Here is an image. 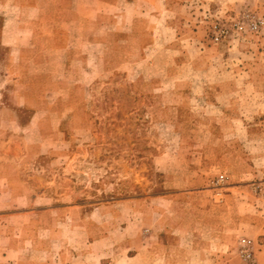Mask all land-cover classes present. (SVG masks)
<instances>
[{
	"label": "rangeland",
	"instance_id": "rangeland-1",
	"mask_svg": "<svg viewBox=\"0 0 264 264\" xmlns=\"http://www.w3.org/2000/svg\"><path fill=\"white\" fill-rule=\"evenodd\" d=\"M10 4L0 27L16 19ZM190 10L199 41L179 44L177 65L163 43L150 66L118 42L64 76L41 43L22 61L0 43V149L12 137L21 169L8 173L34 183L1 188L0 211L33 212L0 220V264H264V235L248 232L249 216L264 222V0ZM24 230L34 243L18 245Z\"/></svg>",
	"mask_w": 264,
	"mask_h": 264
},
{
	"label": "crops",
	"instance_id": "crops-1",
	"mask_svg": "<svg viewBox=\"0 0 264 264\" xmlns=\"http://www.w3.org/2000/svg\"><path fill=\"white\" fill-rule=\"evenodd\" d=\"M191 3L192 0H11L12 9L18 13L15 20L3 19L0 27V43L7 46L10 60L13 57L21 61L36 57V47L38 43H41L42 48L39 51L55 54L60 59V75L64 76L74 73L75 63L84 67L86 57L88 59L97 58L92 54V51H97L98 46L109 53L116 51L113 43L118 42L124 43V45L125 43L129 44L130 41L134 42L136 53L133 56L136 63L147 62L150 66L155 64L157 54L159 55L158 51L161 47L156 48L157 44L163 43L164 51L172 55L169 60L174 61V64L177 65L180 62L183 63V57L188 55V51H184L185 54L182 53V45L179 44L199 41L197 37H194L192 23L188 24L191 20ZM9 27L16 34H8L6 29ZM118 36H120L119 39ZM116 49L118 50V46ZM84 53H88V55ZM202 53L203 51H200L193 56L192 59H195L192 61L193 68H195L194 65H197V60L203 61L205 58ZM196 67L194 72L202 70L200 65ZM85 70L83 69V73ZM218 90L222 91L221 88ZM33 118L29 124L33 122ZM11 138L1 144L0 192L5 189L9 192V183L19 187L20 184L17 181L28 188H34V183L27 180H16L13 174L8 173V170L12 168L13 171H17V175L21 169V166L12 157L16 142ZM22 140L23 138L18 141V145ZM194 183L195 179L186 178L183 189L187 193L192 192L185 187H196V183ZM173 187L177 188L178 186ZM42 194L44 193L42 192ZM23 195L24 200L30 204L37 197L43 198L41 195H34L33 192H28V194L24 192L18 197L22 198ZM28 210L0 211V220L4 217H29L33 210ZM44 210L46 209H42L40 212L43 214ZM56 210L59 211V209ZM252 210H254L252 213L260 214L255 208ZM155 214L160 219V213L158 214L156 211ZM249 220L248 232L250 235L253 237L264 235V222L255 216H249ZM178 227H183V225L179 224ZM10 231L9 229L5 235L10 236L9 234H12ZM23 235L18 239V245L24 243L26 239L30 243L35 242V234L24 230ZM9 240L10 238H8V244L11 242L9 248L13 250L15 240ZM260 248L264 253V239ZM5 251L9 252L8 249ZM33 252L38 253V250H33ZM37 258L39 259V256ZM28 264L50 263L48 260L41 262L34 260Z\"/></svg>",
	"mask_w": 264,
	"mask_h": 264
},
{
	"label": "built area",
	"instance_id": "built-area-1",
	"mask_svg": "<svg viewBox=\"0 0 264 264\" xmlns=\"http://www.w3.org/2000/svg\"><path fill=\"white\" fill-rule=\"evenodd\" d=\"M213 28L217 30L218 26L214 25ZM218 32H222V31L219 29ZM219 36L220 35L216 33V34H214L213 39L214 40H218ZM262 196L264 198V191L262 193ZM242 241L244 243V246H246L247 241H245V240H242ZM240 253H241V255L243 256L244 259L252 261L251 254H250V252L247 249H245V248L243 250L241 249Z\"/></svg>",
	"mask_w": 264,
	"mask_h": 264
}]
</instances>
